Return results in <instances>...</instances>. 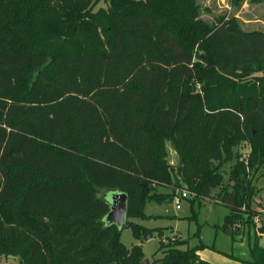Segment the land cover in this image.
<instances>
[{"label":"trees","instance_id":"trees-1","mask_svg":"<svg viewBox=\"0 0 264 264\" xmlns=\"http://www.w3.org/2000/svg\"><path fill=\"white\" fill-rule=\"evenodd\" d=\"M52 1L0 0V255L141 264V246L125 247L120 234L140 244L161 233L127 222L144 220L147 200L166 201L152 188L176 178L211 198L243 139L249 169H264V32L242 30L234 16L207 26L197 0H109L96 12L101 0ZM243 167L213 198L229 210L214 228L232 244L248 234L247 260L227 256L264 264L257 191ZM97 189L126 195L122 228L103 223L109 205ZM193 238L194 247L159 239L149 263L209 264L198 230Z\"/></svg>","mask_w":264,"mask_h":264},{"label":"rangeland","instance_id":"rangeland-1","mask_svg":"<svg viewBox=\"0 0 264 264\" xmlns=\"http://www.w3.org/2000/svg\"><path fill=\"white\" fill-rule=\"evenodd\" d=\"M233 2L234 0H197L200 8L199 19L207 26H212L223 17L234 16L239 20L242 30L264 32V0H245L238 6H235ZM51 4L53 8L56 7V0H53ZM108 4L109 0H101L94 6V12L99 9H107ZM190 84L195 94L202 95L199 82L193 80ZM200 142V140L197 141L198 144ZM164 150L168 164L172 167H178L180 159L175 154L169 140L164 141ZM251 153L252 149L249 141L247 139L241 140L239 146L232 150V154H235L234 158L225 162L221 167L219 172L222 176V185L217 190L212 191L211 198L198 197L196 200L182 201L180 208L175 209L169 196H176L181 190L188 191L182 183H177L179 180L174 178L172 183L166 187L152 188V194L162 196L166 201L156 204L147 200L144 209V220H127V222L139 224L149 229H159L161 233H155L152 238L139 244L133 239L129 229H123L120 234L121 243L127 248L131 245H140L144 259L150 261L158 248L159 239L163 243L187 240L188 247H194L198 241L193 238V235L198 230L199 241L206 246L204 250L200 251L201 260L209 264H241L230 258V255L241 260H247L249 257L248 234H244L241 240L232 244L228 235L220 230L216 231L214 227L221 226L223 218L229 214V210L225 206L211 201L218 194L220 188L227 184L228 175L234 166L243 164V170L248 175L247 180L252 181L257 191L253 199V206L264 210V169L258 172L249 169L247 159ZM222 158L224 157L222 156ZM97 191L99 196L104 197V199H107L110 193L105 189H97ZM193 200H195L194 204L189 202ZM259 244L264 246V236L260 237ZM181 248L184 249L185 247ZM0 264H21V262L18 257L0 255Z\"/></svg>","mask_w":264,"mask_h":264},{"label":"water","instance_id":"water-1","mask_svg":"<svg viewBox=\"0 0 264 264\" xmlns=\"http://www.w3.org/2000/svg\"><path fill=\"white\" fill-rule=\"evenodd\" d=\"M106 203L109 205V212L103 219L105 225H114L117 228H122L126 218V204L127 197L125 194L110 192ZM141 264H150L148 260L144 259Z\"/></svg>","mask_w":264,"mask_h":264},{"label":"built area","instance_id":"built-area-1","mask_svg":"<svg viewBox=\"0 0 264 264\" xmlns=\"http://www.w3.org/2000/svg\"><path fill=\"white\" fill-rule=\"evenodd\" d=\"M197 198L198 196L196 194L191 193L189 191L181 190L179 194H177L176 196H173L172 202L174 204L175 209H179L182 201H187V200H192V199H197ZM211 202L223 205V203L220 202L219 200L213 199ZM240 211L242 213H246V208L243 206ZM251 216H252V223L255 228V233H257V235L260 237L264 236V234L258 233V231L264 227V210L255 208Z\"/></svg>","mask_w":264,"mask_h":264},{"label":"crops","instance_id":"crops-1","mask_svg":"<svg viewBox=\"0 0 264 264\" xmlns=\"http://www.w3.org/2000/svg\"><path fill=\"white\" fill-rule=\"evenodd\" d=\"M198 255H199V257H200V252L198 253ZM149 261V260H148ZM239 261H237V263H238ZM240 263V262H239Z\"/></svg>","mask_w":264,"mask_h":264}]
</instances>
